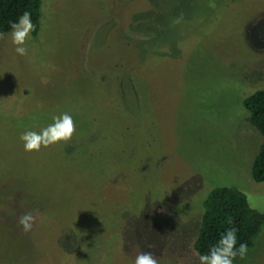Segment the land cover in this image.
Returning a JSON list of instances; mask_svg holds the SVG:
<instances>
[{
	"label": "rangeland",
	"instance_id": "rangeland-1",
	"mask_svg": "<svg viewBox=\"0 0 264 264\" xmlns=\"http://www.w3.org/2000/svg\"><path fill=\"white\" fill-rule=\"evenodd\" d=\"M0 34V264H199L202 201L251 177L264 0H40L26 56ZM69 113L77 146L20 135ZM37 216L30 232L19 216ZM264 264V225L243 259Z\"/></svg>",
	"mask_w": 264,
	"mask_h": 264
},
{
	"label": "trees",
	"instance_id": "trees-1",
	"mask_svg": "<svg viewBox=\"0 0 264 264\" xmlns=\"http://www.w3.org/2000/svg\"><path fill=\"white\" fill-rule=\"evenodd\" d=\"M40 0H0V34L10 28L24 13L31 14V21L35 25V34L38 29ZM242 105L249 113V121L261 135V142L257 153L251 162V177L255 182L264 181V87L256 89L242 100ZM77 146V140L71 138L63 145V151L70 153ZM232 224H228V220ZM264 225V212L251 209L245 195L230 186L213 187L202 201V212L199 220L197 236L193 241V248L198 255L209 252L216 244L221 233L228 227H236L237 245L246 243L248 250L254 246L261 227ZM239 259L237 257L234 263Z\"/></svg>",
	"mask_w": 264,
	"mask_h": 264
},
{
	"label": "clouds",
	"instance_id": "clouds-1",
	"mask_svg": "<svg viewBox=\"0 0 264 264\" xmlns=\"http://www.w3.org/2000/svg\"><path fill=\"white\" fill-rule=\"evenodd\" d=\"M11 42L15 46V52L20 56H26L28 49L25 47L26 41L30 38L31 32L35 30V25L31 21V14L24 12L17 21L10 23ZM76 131V125L73 117L65 112L53 117V123L42 128L39 132L26 130L20 135L24 142V150L27 152L39 151L41 147H48L60 141H69ZM37 216L31 211L25 212L19 216L18 224L22 230L27 233L36 223ZM228 220V224H232ZM236 227H228L221 233L219 241L211 246L209 252L198 255L199 264H234V260L239 257L243 259L248 252L246 243H240L237 248ZM134 264H158V260L152 252H137Z\"/></svg>",
	"mask_w": 264,
	"mask_h": 264
}]
</instances>
